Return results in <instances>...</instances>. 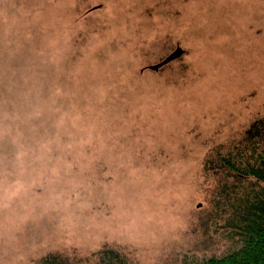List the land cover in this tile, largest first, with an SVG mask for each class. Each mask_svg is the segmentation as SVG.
I'll use <instances>...</instances> for the list:
<instances>
[{
    "label": "rangeland",
    "instance_id": "1",
    "mask_svg": "<svg viewBox=\"0 0 264 264\" xmlns=\"http://www.w3.org/2000/svg\"><path fill=\"white\" fill-rule=\"evenodd\" d=\"M257 123L264 0H0V264L221 256Z\"/></svg>",
    "mask_w": 264,
    "mask_h": 264
},
{
    "label": "trees",
    "instance_id": "2",
    "mask_svg": "<svg viewBox=\"0 0 264 264\" xmlns=\"http://www.w3.org/2000/svg\"><path fill=\"white\" fill-rule=\"evenodd\" d=\"M259 128L258 123L252 125L244 141L218 159V169L230 176L229 184L223 185L231 184L233 191L229 195L228 187L221 191L217 209L225 213L226 231L236 242L221 256L187 264H264V134ZM122 257L106 249L100 254L101 264H126ZM40 264L62 263L52 255Z\"/></svg>",
    "mask_w": 264,
    "mask_h": 264
},
{
    "label": "water",
    "instance_id": "3",
    "mask_svg": "<svg viewBox=\"0 0 264 264\" xmlns=\"http://www.w3.org/2000/svg\"><path fill=\"white\" fill-rule=\"evenodd\" d=\"M181 55V51L180 50H178V51H176L175 53H174V55L171 57V58H169V59H167L163 64H160V65H157V66H153L152 68L154 69V70H159L160 68H162L164 65H166L167 63H169V62H171L172 60H176L177 58H179V56Z\"/></svg>",
    "mask_w": 264,
    "mask_h": 264
}]
</instances>
